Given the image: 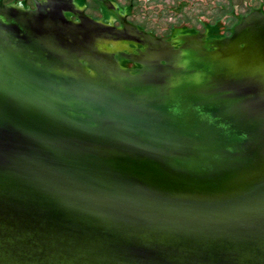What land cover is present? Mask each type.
<instances>
[{
    "label": "water",
    "instance_id": "obj_1",
    "mask_svg": "<svg viewBox=\"0 0 264 264\" xmlns=\"http://www.w3.org/2000/svg\"><path fill=\"white\" fill-rule=\"evenodd\" d=\"M0 264H264V0H0Z\"/></svg>",
    "mask_w": 264,
    "mask_h": 264
}]
</instances>
